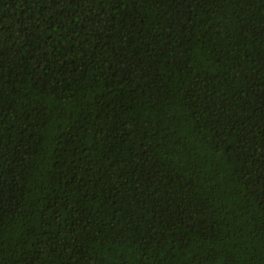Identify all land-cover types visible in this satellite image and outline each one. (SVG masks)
<instances>
[{
	"label": "trees",
	"instance_id": "obj_1",
	"mask_svg": "<svg viewBox=\"0 0 264 264\" xmlns=\"http://www.w3.org/2000/svg\"><path fill=\"white\" fill-rule=\"evenodd\" d=\"M0 264H264V0H0Z\"/></svg>",
	"mask_w": 264,
	"mask_h": 264
}]
</instances>
